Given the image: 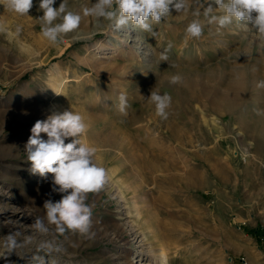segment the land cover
Returning <instances> with one entry per match:
<instances>
[{"label":"rangeland","instance_id":"1","mask_svg":"<svg viewBox=\"0 0 264 264\" xmlns=\"http://www.w3.org/2000/svg\"><path fill=\"white\" fill-rule=\"evenodd\" d=\"M3 2L0 264H143L152 262L150 250L161 249L168 251V264H264V150L256 153L243 130L232 132L229 117L206 115L203 123L197 103L171 82L186 71L215 67L217 53L234 63L239 37L253 39L252 26L221 27L211 16L223 12L206 16L208 0H193L153 22L150 32L135 26L116 31L106 19L83 16L95 0H68L84 21L53 45L41 34L39 0L29 16L6 11ZM193 21L210 29L190 38L186 29ZM219 30L223 44L212 37ZM95 62L101 74L91 68ZM151 91L171 96L166 119L156 114ZM65 110L85 118L80 141L96 149L94 162L107 172L106 183L86 194L87 234L59 232L47 222L44 201L62 194L51 190L52 174H31L25 152L34 123ZM119 125L123 132L113 133ZM149 156L156 159L152 167ZM37 219L46 231L34 226ZM242 228L258 229L261 239Z\"/></svg>","mask_w":264,"mask_h":264},{"label":"clouds","instance_id":"2","mask_svg":"<svg viewBox=\"0 0 264 264\" xmlns=\"http://www.w3.org/2000/svg\"><path fill=\"white\" fill-rule=\"evenodd\" d=\"M55 4L56 0H39L38 9L43 15L37 18L42 36L53 45L61 43L64 35L76 32L82 20L81 14L70 10L68 0H62L58 7H54ZM3 5L6 11L17 16H29L34 6L33 0H4ZM185 7V0H95L91 7L83 8V16L106 19L116 31L135 26L150 32L153 22H160L173 9L180 12ZM215 9L223 12V15L211 16V21L219 26H227L234 20L245 22L264 36V0H208L205 15ZM7 31L0 25V32ZM21 31L20 25L14 29L17 37ZM186 33L190 38H199L202 35L201 23L193 21L188 25ZM162 59L167 60V57L162 56ZM180 79L178 75L173 76L171 82L177 83ZM261 86L264 87V82H261ZM148 99L154 103L156 114L166 119L171 96L151 91ZM119 101V110L124 112L126 96L121 94ZM87 127L81 114L72 110L55 111L46 119L34 123L25 144L31 174L45 179L48 174H52L51 190L62 194L59 201L47 199L43 203L47 222L56 225L59 232L68 229L81 234L88 233L91 208L86 203V194L97 191L107 180L106 169L94 162L96 149L80 141ZM41 134H46L47 138ZM34 226L47 230L39 219ZM14 246L13 241L12 248Z\"/></svg>","mask_w":264,"mask_h":264},{"label":"bare ground","instance_id":"3","mask_svg":"<svg viewBox=\"0 0 264 264\" xmlns=\"http://www.w3.org/2000/svg\"><path fill=\"white\" fill-rule=\"evenodd\" d=\"M185 1L188 2L186 3L187 6L193 0ZM220 12L222 13V10L217 9L215 13L220 14ZM83 21L82 17L81 24ZM239 23L246 24L245 22L234 20L229 26L233 28ZM201 24L203 26V23ZM207 27L204 25L203 28L209 30L210 28ZM127 31L129 32L128 27ZM251 31L254 35L253 39L242 35L239 37L240 43L235 52L237 59L234 63L229 62L226 58L222 59V52H220L222 56L216 52L218 60L215 62V67H208L201 73L186 71L180 77L181 79L177 84L189 97L191 102L197 103V108L201 111L202 118H205L206 115H212L215 118L229 117L233 122L231 124L232 132L240 129L243 130V137L252 140L254 150L256 153H259L260 149L264 150V87L261 86V82H264V75H262L264 73V37L260 36L258 31L253 27ZM222 33L223 31L219 30L212 34V37L215 38V43H222V40H220ZM188 45L190 46L189 42ZM191 50L192 48L189 49V51ZM195 51L198 56L201 54L198 49ZM201 52L204 56L208 57V51L202 50ZM98 67V64L95 62V67L92 66L91 68L101 74V70ZM204 122L207 123L206 118ZM120 128V125L116 126L112 132H123ZM142 128L137 127L135 130L136 134L141 135ZM145 128L149 129V126L145 125ZM149 141L152 145L153 139H146L147 143ZM147 159L148 164L152 167L155 158L149 156ZM147 255V258L151 259V263H169V254L166 249H161L158 252L150 250ZM151 263L145 262L143 264Z\"/></svg>","mask_w":264,"mask_h":264},{"label":"trees","instance_id":"4","mask_svg":"<svg viewBox=\"0 0 264 264\" xmlns=\"http://www.w3.org/2000/svg\"><path fill=\"white\" fill-rule=\"evenodd\" d=\"M243 231H245V233L249 236H251L252 238H255L257 241L261 239L260 234H259V230H248L246 228H242Z\"/></svg>","mask_w":264,"mask_h":264}]
</instances>
